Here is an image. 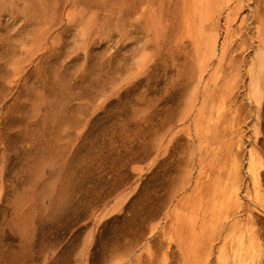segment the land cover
<instances>
[{"label":"rangeland","instance_id":"374dc122","mask_svg":"<svg viewBox=\"0 0 264 264\" xmlns=\"http://www.w3.org/2000/svg\"><path fill=\"white\" fill-rule=\"evenodd\" d=\"M0 264H264V0H0Z\"/></svg>","mask_w":264,"mask_h":264}]
</instances>
